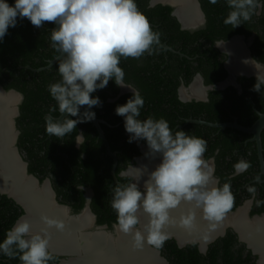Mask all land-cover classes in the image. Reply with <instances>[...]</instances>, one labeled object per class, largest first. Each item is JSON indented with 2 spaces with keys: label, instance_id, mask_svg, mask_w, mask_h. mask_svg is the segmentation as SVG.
Segmentation results:
<instances>
[{
  "label": "trees",
  "instance_id": "trees-1",
  "mask_svg": "<svg viewBox=\"0 0 264 264\" xmlns=\"http://www.w3.org/2000/svg\"><path fill=\"white\" fill-rule=\"evenodd\" d=\"M7 2L13 4L14 0ZM135 2L147 16L153 30L161 33L160 39L174 50L165 52L158 44L153 46L156 50L152 55L146 53L140 59L121 58L119 66L125 72V83L137 89L145 101L141 119L149 115L163 117L173 129L176 124L183 123L180 117L209 122H227L235 117L240 124L249 126L258 118L257 111L264 113V85L260 92L254 91L255 77H238L241 91L231 85L210 90L207 101L182 102L177 93L178 87L182 83L189 84L197 73L202 75L205 85L216 84L227 77L224 67L226 54L214 43L235 34L245 37L254 35L250 45L251 54L264 65V8L256 9L250 21L232 28L223 23L228 12L226 0H218L214 5L209 0H199L205 14V24L199 29L187 30L181 28L169 5L151 6L149 0ZM260 2L264 3V0ZM53 27V24L46 22L43 28H37L27 18L18 17L16 26H10L0 40V85L6 90L15 89L22 95L16 117L19 130L17 147L27 162L28 171L39 180L49 177L58 201L70 205L76 212L85 205L83 187L91 188L90 207L96 215V222L110 227L116 223V213L110 206L111 188L116 183H113L111 174L114 160L106 153L96 128L90 121L78 123L75 131L63 138L59 153V138L46 133L44 116L48 114L49 107L55 104L48 89L60 76L57 62L49 68H39L48 65L58 55L50 46V29ZM119 90L120 87L110 80L105 88L91 93L101 101L91 111L95 117L106 121L101 127L111 151L116 152L117 179L120 178L119 173L132 164L134 156L139 154V142H129L130 134L125 130L124 118L115 112L116 106L126 103L132 92L118 95ZM53 115H58V112ZM177 129L206 140L204 157H214L216 174L222 183L228 181L234 163L241 156L249 155L251 167L258 165L255 143H245L251 134L231 127L219 129L196 123ZM80 132L84 134V142L77 145L75 137ZM139 141L146 144L142 139ZM261 141L264 158V129ZM227 155L230 161L225 158ZM221 166H229L230 171L222 172ZM249 172L250 169L234 176L230 182L237 186L245 183L243 177ZM255 174L263 177L259 169L255 170ZM255 187L260 191L256 199L264 200V183H256ZM241 199L235 197L233 208ZM254 211L264 212V204L252 209ZM22 213L20 205L0 193V241ZM235 243L234 232L228 230L224 237L210 244L205 254L198 251L196 244L179 248L173 239L164 243L161 253L167 259V264H254L256 256L250 251L244 255L243 243L238 249H231ZM0 264H19V261L0 254ZM49 264L53 263L50 261Z\"/></svg>",
  "mask_w": 264,
  "mask_h": 264
},
{
  "label": "clouds",
  "instance_id": "clouds-1",
  "mask_svg": "<svg viewBox=\"0 0 264 264\" xmlns=\"http://www.w3.org/2000/svg\"><path fill=\"white\" fill-rule=\"evenodd\" d=\"M217 2L209 0L213 5ZM226 6L223 23L235 28L250 21L256 9L264 8V3L226 0ZM18 17L27 18L37 28H43L46 22L54 25L50 29V46L59 54L60 79L48 89L55 101L44 116L49 136L64 138L75 131L78 123L93 120L95 113L91 109L101 101L91 93L105 88L110 80L132 91V96L123 105H117L115 112L124 118L129 142L142 139L147 144L145 156L150 160L159 157V163L150 171L146 165L121 171L111 188L110 206L116 213L114 227L131 236L132 246L142 249L147 243L161 249L170 238L167 226L177 222L172 212L182 204L191 206L179 217V225L185 230L196 228V210L211 228L222 223L235 203L230 181L246 172L251 163L238 159L233 165V177L221 184L204 158L205 139L183 130L173 131L163 117L140 118L144 98L125 83V72L119 65L122 57L140 59L146 53L152 55L161 33L153 30L135 0H14L13 4L0 0V40L10 26H16ZM262 85L264 77L257 78L253 90L260 92ZM82 106H87V110L81 112ZM61 114L63 119L58 118ZM83 136L82 132L77 133V144L84 142ZM145 175L141 191L140 181ZM253 181L245 186L246 191L260 206L264 200L256 199L255 187L261 181L260 175H255ZM142 216L146 218L144 222ZM42 220L47 227L37 232L29 220L18 218L0 241V254L18 259L19 264L54 262L56 256L50 250L47 229L63 232L65 224L48 216Z\"/></svg>",
  "mask_w": 264,
  "mask_h": 264
},
{
  "label": "bare ground",
  "instance_id": "bare-ground-1",
  "mask_svg": "<svg viewBox=\"0 0 264 264\" xmlns=\"http://www.w3.org/2000/svg\"><path fill=\"white\" fill-rule=\"evenodd\" d=\"M175 2L179 3L180 9L183 13L179 10V17L181 19L185 18V21L188 19L190 21H200L199 19L201 16L198 15V12L196 9L197 3L194 1V4L191 0H174ZM224 47V48H223ZM222 49H226L230 55H232V59H234V56L237 54L236 51L242 52L241 49L238 47V43H233L232 46L226 47V45L221 46ZM244 56V55H243ZM239 61V60H238ZM237 66V65H236ZM250 65L245 62V57H243V61L239 66H237L238 69H243L245 72H249ZM254 71H250L258 76H262V72L257 66H253ZM259 69V70H258ZM199 90V89H198ZM199 92V91H198ZM200 93V92H199ZM199 95V94H198ZM7 97V98H6ZM12 98L13 103L10 104L9 107H7V110H3V107L0 106V112H6L9 111L8 116L10 115V112L12 113V110L14 109V104L17 101V97L13 94H2L0 93V100L3 101V99H9ZM11 110V111H10ZM7 113V112H6ZM9 125V128H8ZM11 125L8 120H6L4 126L0 127V135H3L9 138V135L11 136ZM8 135V136H7ZM7 138V143H8ZM4 145V144H3ZM9 145V144H8ZM8 150H6L3 146L1 147V155H0V187H8L12 191H18L20 193L19 197H22L24 200V205L27 210V216L25 215L24 218L30 221V223L33 226L34 231L39 232L41 229H45L47 226L44 224L42 217L48 216L50 218H58L62 220L65 224V230L63 232L57 231L54 228L47 229L49 236H50V249L57 251V252H64L68 251L76 252V249L79 247L85 251L88 255L94 251L96 253V258L92 260L93 264H126V260H128L129 263L131 261L134 262H147V261H153L158 262L157 256L154 254V251H151L145 247L138 250L134 249L132 246V240L131 236L125 235L122 232L118 231V236H121V238L124 239V242H120L117 246L118 251L122 253V249L128 246V251L126 252V257L121 258V254L118 258H109V254H112V247L110 246V243H107L106 241L103 242V237L101 235L93 236V233L88 234L89 237H84V233H81L82 231L79 229H76V226L74 227L73 224L68 225L66 220L67 219V211L65 208H59V206H53L49 197V194L45 190V186L43 189L41 188L39 191H35L31 185L30 180L27 178V176L24 175V168L20 167L19 163L17 162L16 158L10 151V147H7ZM147 151V150H146ZM144 165L147 166L148 170H152L155 166H153V159H147L143 161ZM22 165V164H21ZM141 167V166H140ZM147 179V175L143 176L141 178L140 184L142 185L144 180ZM186 207H191L187 204ZM187 208V210L189 209ZM185 211L176 209L172 212V216L176 219V223L170 224L167 226V231L174 233L179 239H197L199 237L200 233H202V240L206 239L207 236L211 233L210 236L213 235L214 231H216L219 228H222L225 224L231 223L240 233L243 235L246 240L249 241V243L254 246L255 248H260L262 251L263 257H264V220L261 222H248L245 220V209L240 208L235 214L227 215L224 221L218 225H216L215 228H211L207 221H202V217H197V225L196 228L189 231L185 230L179 225V217L181 216V213L183 214ZM37 211L38 215H35L34 213ZM83 213V214H82ZM81 216L73 217V219L76 221L79 218V221L77 226L82 229L89 227L92 223V217L89 214L88 211H83ZM68 215V214H67ZM90 215V216H89ZM69 216V215H68ZM72 217V216H70ZM142 222L146 220L145 217H141ZM252 223H255L251 225ZM80 234H77L76 231ZM198 235V236H197ZM209 236V237H210ZM78 237L80 239L78 240ZM204 237V238H203ZM83 239V240H82ZM105 246H108L106 250L102 249ZM100 254L103 255V257L100 258ZM128 254V255H127ZM89 264L90 260L87 259ZM128 263V264H129Z\"/></svg>",
  "mask_w": 264,
  "mask_h": 264
},
{
  "label": "water",
  "instance_id": "water-1",
  "mask_svg": "<svg viewBox=\"0 0 264 264\" xmlns=\"http://www.w3.org/2000/svg\"><path fill=\"white\" fill-rule=\"evenodd\" d=\"M191 1L193 3L195 1L197 3V5L195 3L194 4L196 5V9L195 10H197L198 15L201 16V18L199 19L200 21H197V20L196 21H194V20L190 21L189 19L187 21H185L184 18L181 19L179 17V10L181 11L180 5H179V3L175 2L174 0H149V4L151 6H154L156 4L169 5L170 7H172V15L177 18V20L179 21L180 26H181L182 29L195 30V29L199 28L205 22L206 19H205V14H204L203 10L201 9L199 0H194V1L191 0ZM182 11H183V9H182ZM151 26H152V24H151ZM234 38H239L240 41L243 43L244 50H245V53H246V54L244 53L245 56L248 58V61L250 63H252L253 65L259 67V69L262 72V76H258L256 74L250 73V72H239V73L235 72V73H233V72H231L229 70V68L227 67V63L230 61V56L231 55H230V53L228 51L220 48L219 44L220 43L230 42ZM251 40H252V36L249 37L246 40L244 35L235 34L232 37H230L228 40H219V41H217L215 43V46L221 52L225 53L226 56H227L226 60L224 61V67H225V69L227 70V73H228L227 77L224 80L219 81L216 84L205 85L202 75L200 73H197L193 77L192 81L188 85L182 84L179 89L180 90H182V89L189 90L190 86L193 84V82L197 78V79H199L200 85H201V87L203 89V96L202 97H196V96H192V95L190 97L181 96L180 99L182 101H187V100H191V99L196 100V101H207L208 100V91L213 90V89H224L227 86L231 85V86H234V87L238 88V90L241 91L240 84L237 83V77L238 76L255 77V78L264 77V65L261 62L255 60L250 54L249 45L251 43ZM159 44L163 47L165 52L167 50L174 51L170 46H168L161 39L159 41ZM58 56H59V54L56 57H54L52 60H50L48 65H46L45 67H41L39 69L49 68L50 66L55 64L58 61ZM119 87H120V92H119L120 94L128 92V91H131V89L128 88V87H121V86H119ZM132 88H134V87H132ZM0 93H2V94H13V95H15L17 97V101H16V103L14 104V107H13L14 109L12 110V113L10 112L9 116H8L9 111H6L7 113L6 112L4 113L3 111L0 112V127L4 126L6 120H8L10 122V125H11V132H10L11 136L8 138V144H9V147H10V151L12 152L14 157L16 158V160L19 163L20 167L24 168V170H23L24 171V175L27 176V178L30 180L33 189L35 191H39L41 188H43L45 186L47 188V191H48L47 193L49 194L51 203L53 205H55V206H59L61 208H65L66 211H67V214L69 216L77 218L83 211H88L89 214L92 217V223H91V225L89 227H86L85 229H83L84 232H89V233L99 232V233L107 236L108 238H111L112 241L117 242L118 232H117V228L114 227V225L116 223L112 224V228H109L106 224H96L95 223L96 222L95 221V219H96L95 214L92 212V210H91V208L89 206V200H90V194L89 193L86 196L87 200H86L85 205L83 206V208L78 213H73L68 205H66L64 203H60L57 200L56 193H55L54 189L51 186V182H50L49 178H44L43 180H39L38 177H36L34 174H32V173H30L28 171L27 162L23 159V157H22L21 153L19 152V149H18V147L16 145V141H17V137H18V134H19V130L16 128L15 118L19 114L18 105H19V103L22 100V95H21V93H19L15 89L6 90L1 85H0ZM1 106L3 107V109L7 110V105L5 103H2ZM80 110H81V112H84L85 110H87V106H82ZM257 113H258V118L249 126H245V125L240 124L235 117H233L232 121H227V122H209V121L200 120V119L191 120V122L199 123V124L207 125V126H210V127L219 128V129H225L226 127H231V128H234V129H236L238 131H241L243 133L251 134V137H250L249 140L254 141L255 144H256L258 158H259V161H260L263 173H264V169H263L264 168V158H263V153H262V141H261V132L264 129V113L259 112V111H257ZM64 115H66V114H64ZM58 118L59 119H63V114H61V116H58ZM90 122L96 128L97 133H98V138L102 140V142H103V144L105 146V149H106V153L108 155H110L113 158V160H114L113 167H112V170H111V174L113 175V178H114L113 183H115L116 180H117V176L115 174V167H116V163H117L116 152L111 151L110 146H109V142H108V140H107V138H106V136L104 134V131H103L102 127H101V124L102 123L106 124V121L104 119H102V118L95 117L93 120H90ZM4 139L6 140V137H3V135H0V151H1V147L3 146V140ZM62 142H63V138H59V143H58V147H57V152L58 153L60 152V146H61ZM77 145H79V144H77ZM212 161H213L212 159L209 161L210 165H212V163H213ZM130 167H131V165H129L127 167V169H125L124 171L129 170ZM140 189H142L141 186H140ZM0 193L7 195L8 197L12 198L18 205H20V207L23 210V213H22L21 216L25 217V215L27 214V210H26V207L24 205V200L22 199V197H19L20 193L18 191H12L8 187H0ZM230 214H234V213H228L227 215H230ZM245 215H247V214H245ZM245 218L249 222V221L257 219V218H264V213L261 214V215H255L252 218H248L247 216ZM228 225H229V223L225 224L224 227H227ZM222 232L223 231H221V233ZM238 234H239L240 238L243 241L247 242L248 247H250L252 249V251L258 256L257 264H259L261 262V252L259 250H257L256 248H254L252 245H250V243L247 240L242 238V236L240 235L239 232H238ZM169 236L171 237L173 235H169ZM216 236H217V234H215V235H213V236H211L209 238H206L203 241H201L199 239H194L193 241L194 242L199 241V244H200L202 250H204L207 247V244L210 241H212ZM144 247L149 249V250H151V251H154V253L159 258H161V261L160 262L147 261V262H140V263H135V264H166V259L162 255H160V251L158 249H156L155 247H153L151 245H148L147 243H145ZM50 250L56 255H68L69 256V258H68L69 260L67 259L66 260L67 262L70 261V260H74V258L76 256V253L57 252V251H54L52 249H50ZM136 250H138V253H139L140 249H136ZM67 262H65L64 264H66Z\"/></svg>",
  "mask_w": 264,
  "mask_h": 264
},
{
  "label": "flooded vegetation",
  "instance_id": "flooded-vegetation-1",
  "mask_svg": "<svg viewBox=\"0 0 264 264\" xmlns=\"http://www.w3.org/2000/svg\"><path fill=\"white\" fill-rule=\"evenodd\" d=\"M205 24V22L200 26V27H202L203 25ZM199 27V28H200ZM199 28H197V29H199ZM196 30V29H195ZM252 36V40H251V43H252V41H253V37H254V35L252 34V35H250L249 37H251ZM232 37V36H231ZM249 37H245V39L247 40ZM228 40V39H227ZM217 41H219V40H217ZM216 41V42H217ZM215 42V43H216ZM235 42H237L238 43V47L241 49V51H243V55H242V52H240V51H236V55L234 56V59H232L233 57H232V55L230 56V61L227 63V67L229 68V70L231 71V72H233V73H235V72H237V73H239V72H245V70H241V69H238L237 68V66H239L240 64H241V62L243 61V57H245V61H247V63L250 65V67H249V72L250 71H254V68H253V64L252 63H250L249 61H248V58L245 56V50H244V45H243V43L240 41V39L239 38H234V39H232L230 42H227V43H220L219 44V46H220V48H221V46H224V45H226V47H227V45L229 46H232L233 45V43H235ZM215 43H214V45H215ZM251 43H250V45H251ZM250 45H249V49H250ZM216 47V46H215ZM224 48V47H223ZM226 50V49H225ZM227 51V50H226ZM245 53V54H244ZM250 54H251V50H250ZM251 56H252V54H251ZM253 57V56H252ZM226 58H227V56H226ZM239 60V61H238ZM237 65V66H236ZM257 67V66H256ZM259 70V69H258ZM250 73H252V72H250ZM238 77H240V76H238ZM237 77V78H238ZM224 80V79H223ZM222 81V80H221ZM218 83V82H217ZM237 83H239L238 81H237ZM182 84H184V83H182ZM181 84V85H182ZM180 85V86H181ZM185 85V84H184ZM188 85V84H187ZM180 86L178 87V91H177V93H178V98L180 99V97L181 96H183V97H190L191 95L192 96H196V97H202L203 96V89H202V87H201V85H200V82H199V79H195V81L193 82V84L190 86V88H189V90H185V89H182V90H180L179 88H180ZM133 87V86H132ZM241 87V86H240ZM236 88V87H235ZM199 89V90H198ZM237 90H238V88H237ZM200 93H199V92ZM239 91V90H238ZM119 92H120V90H119ZM128 92H131V91H128ZM128 92H125V93H128ZM209 92V91H208ZM123 94V93H122ZM199 94V95H198ZM118 95H121L120 93H118ZM7 98V97H6ZM10 98V97H9ZM11 99V101L9 100V99H3V101L2 100H0V106H1V104L2 103H5L6 105H7V107H9L10 106V104L11 103H13V101H12V98H10ZM181 100V99H180ZM193 99H191V100H187V101H182V102H190V101H192ZM194 101H196V100H194ZM12 105V104H11ZM19 106V105H18ZM3 110H5V109H3ZM11 111V110H10ZM179 119H183V123H178V124H176L175 125V127L173 128V131H175L177 128H183L184 126H186L187 124H189V123H193V122H191V120H197V119H194V118H182V117H180ZM200 120H203V119H200ZM196 124H199V123H196ZM15 125H16V118H15ZM8 128H9V125H8ZM16 128H17V126H16ZM18 129V128H17ZM8 136V135H7ZM18 136H19V134H18ZM4 137H6V136H4ZM9 137H10V135H9ZM7 138L8 137H6V140L4 139L3 140V147L6 149V150H8L7 149V147L9 146L8 145V143L6 142L7 141ZM250 138H247L246 140H245V143H247V142H254V141H251V140H249ZM17 140H18V137H17ZM139 142V154L138 155H136V156H134V159H133V163L132 164H130L132 167H140V166H142V165H144V163H143V161H145V160H147L148 158L145 156V153L147 152L146 150H147V144H145V143H143V142H140V141H138ZM255 143V142H254ZM16 145H17V141H16ZM143 145V146H142ZM255 146H256V144H255ZM20 152V151H19ZM256 153H257V148H256ZM22 155V154H21ZM23 157V156H22ZM205 158V157H204ZM226 159H227V161H230L231 160V158H230V156H226L225 157ZM240 158H243V159H245V160H247V161H249V159H250V157H249V155H243V156H241ZM24 159V158H23ZM213 160L212 162V165H210V163H209V161L210 160ZM257 159H258V165L257 164H253V166L251 167V168H249L250 169V172L249 173H247L246 175H244V177H243V180L245 181V183H242V184H239L238 186H237V184L235 185V183H232V182H230V184H231V191L233 192V194H234V196L236 197V198H238V197H242V199H241V202L237 205V206H235V208H233L229 213H236L240 208H243L244 207V209H245V214H247V215H245L244 216V218L247 216L248 218H252L253 216H255V215H261V214H263L264 212H257V211H254V212H252V209H254V208H256V209H258V206H254L256 203H255V201H253L252 199H251V196H247L248 195V193H247V191H246V185H250V184H252V183H254V181H253V177L256 175L255 174V170L256 169H259L260 170V174H262L263 175V177L261 178V181L259 182V184H262V183H264V173H263V170H262V167H261V164H260V161H259V158H258V154H257ZM206 161H207V163L209 164V166L210 167H213L214 168V175L217 177V178H219V176L216 174V164H215V160H214V157H210V158H208V159H205ZM157 163H159V157H156V158H154L153 159V166H155ZM129 166V165H128ZM127 166V167H128ZM127 167H126V169H127ZM220 169H221V171L222 172H228V171H230V169H229V166H221L220 167ZM248 169V170H249ZM264 169V168H263ZM124 171V170H123ZM120 174V173H119ZM233 174H234V168H233V171H232V173H230L229 174V177H233ZM236 176V175H235ZM47 178H49V177H47ZM246 179H248V180H246ZM49 180H50V178H49ZM219 180H220V178H219ZM50 182H51V180H50ZM220 183L221 184H223L222 182H221V180H220ZM51 186H52V184H51ZM140 186H141V191H143V184L141 185L140 184ZM53 188V187H52ZM43 189V188H42ZM45 190L47 191V188L45 187ZM83 190H84V197H85V202H86V200H87V194L89 193L90 194V200H91V198H92V195H93V190L91 189V188H89V187H83ZM48 192V191H47ZM258 192H260V191H258ZM56 198H57V196H56ZM58 200V199H57ZM65 204V203H64ZM53 205V204H52ZM66 205H68V204H66ZM53 206H55V205H53ZM69 207H70V209H71V211L73 212V213H78L79 211H75L70 205H68ZM89 206H90V202H89ZM187 206V204H182L181 205V207L179 208V210H182V211H185V210H187V208H189V207H186ZM56 207V206H55ZM59 208H61V207H59ZM91 208V207H90ZM93 212V211H92ZM94 213V212H93ZM83 214V213H82ZM82 214H80L79 216H81ZM95 214V213H94ZM182 214V213H181ZM230 215H232V214H230ZM26 216H27V214H26ZM66 216H67V219H65L66 220V222H67V224L68 225H71V224H73L74 225V227L76 226V229H79V230H81L78 226H77V224H78V222L77 221H79V218L75 221L74 219H73V217H69L67 214H66ZM90 216V215H89ZM196 216L197 217H202V214L200 213V211L199 210H196ZM227 216V215H226ZM229 216V215H228ZM95 217H96V215H95ZM202 219V221H205L203 218H201ZM245 220H247L246 218H245ZM264 220V218H257V219H254V220H251L250 222H253V221H255V223L256 222H262ZM95 221H96V219H95ZM96 224H97V222H95ZM255 223H252L251 225H253V224H255ZM108 226V225H107ZM225 226V225H224ZM224 226H222V228H219V229H217L216 231H214V233H213V235H215V234H217V236L212 240V241H210L208 244H207V247L204 249V250H202V248H201V246H200V244H199V241H196V242H194L193 240L194 239H184V240H181V239H179L174 233H172V232H168L169 233V235H173V236H171L169 239H173L174 241H175V243H176V245L179 247V248H183V247H185V246H187V245H189V244H196V246H197V249H198V251L199 252H201V253H203V254H205L207 251H208V249H209V246H210V244H212L213 242H215L217 239H219V238H222V237H224L226 234H227V232H228V230H231V231H233L234 232V234H235V236H236V243L233 245V246H231V249L232 250H235V249H238L240 246H241V244L243 243L244 244V247H245V249H244V255H246L247 253H248V251H250L251 252V254L252 255H254V256H256V258H255V263L254 264H257V259H258V256L252 251V249L250 248V247H248V245H247V242H245V241H243L241 238H240V236H239V234H238V230H236L234 227H233V225L231 224V223H229V225L227 226V227H224ZM109 227V226H108ZM109 228H112V225L109 227ZM221 231H223L222 233H221ZM238 231V232H237ZM78 232V230L76 231V233ZM87 233V232H86ZM212 233V232H211ZM211 233L207 236V238H209V236L211 235ZM240 233V232H239ZM77 234H80L79 232L77 233ZM98 236V235H101L102 237H103V242H107V243H110L111 245V247H112V249L111 250H113V247L114 246H118V244L122 241V242H124V239L123 238H121V236H118V238H117V242H115V241H112L111 240V238H108L107 236H105V235H103V234H101V233H99V232H96V233H93V236ZM200 235H202V233H200ZM199 235V237H202V236H200ZM212 235V236H213ZM240 235H241V233H240ZM198 236V235H197ZM241 236H243V235H241ZM199 237H197V239H199V240H201V241H203V240H205V239H201V238H199ZM211 237V236H210ZM204 238V237H203ZM242 238H244V237H242ZM80 239V237H78V240ZM245 239V238H244ZM130 240H132V239H130ZM246 240V239H245ZM248 241V240H247ZM249 242V241H248ZM251 245V244H250ZM254 247V246H253ZM108 248V246H105L104 248H102V249H104V250H106ZM255 248V247H254ZM257 250H259L260 252H261V262L259 263V264H264V257H263V254H262V251L260 250V248H256ZM159 251H160V255H162V253H161V249H158ZM119 251H117L116 252V254H114L113 253V251H112V253H113V257H115V258H118L119 257V253H118ZM72 253H76V256H75V258H74V260H71L70 262H67L66 260L69 258V256L68 255H56V256H58V259H56L54 262H52L53 264H64L65 262H67L66 264H86V263H88V258H89V260H90V262L89 263H91L92 262V260H94L95 258H96V253L94 252V251H92L89 255L87 254V253H85V251H83L80 247L78 248V249H76V252H72ZM155 254V253H154ZM156 255V254H155ZM157 256V255H156ZM163 256V255H162ZM101 257H103V255L102 254H100V258ZM124 256H122L121 258H123ZM164 257V256H163ZM157 258L159 259L158 260V262H160L161 261V258H159L158 256H157ZM165 258V257H164ZM124 259V258H123ZM166 259V258H165ZM69 260V259H68ZM129 262H128V260H126V264H128ZM135 263H137V262H134V261H131V263H129V264H135ZM138 263H140V261L138 262ZM168 263V261H167V259H166V264ZM125 264V263H124Z\"/></svg>",
  "mask_w": 264,
  "mask_h": 264
},
{
  "label": "rangeland",
  "instance_id": "rangeland-1",
  "mask_svg": "<svg viewBox=\"0 0 264 264\" xmlns=\"http://www.w3.org/2000/svg\"><path fill=\"white\" fill-rule=\"evenodd\" d=\"M184 19H185V18H184ZM34 214H35V215H38L37 211H36ZM69 217H70V216H69ZM83 229H85V228H82V229H81V231H82L81 233H84V234H85V235H83V236L86 237V238L89 237L88 234H90V233H89V232H87V233L84 232ZM82 240H83V239H82ZM128 246H129V243L127 244V247H125V248L122 249V253H120V251L118 252L119 255L121 254V257H122V256H125V258H127V257H126V252H125V251H128ZM117 251H118L117 246H114V247H113V253L116 254ZM64 252H68V251H64ZM71 253H72V252H71ZM127 255H128V254H127ZM109 258H114V257H113L112 254H109ZM70 261H71V260H70ZM70 261H68V262H70ZM89 264H93V262H91V263H89Z\"/></svg>",
  "mask_w": 264,
  "mask_h": 264
}]
</instances>
